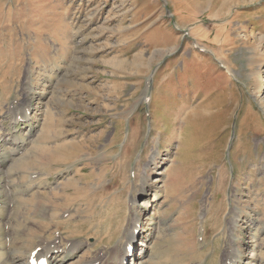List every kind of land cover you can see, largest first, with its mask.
Masks as SVG:
<instances>
[{
	"label": "rangeland",
	"instance_id": "1",
	"mask_svg": "<svg viewBox=\"0 0 264 264\" xmlns=\"http://www.w3.org/2000/svg\"><path fill=\"white\" fill-rule=\"evenodd\" d=\"M0 141V264H264V0H0Z\"/></svg>",
	"mask_w": 264,
	"mask_h": 264
},
{
	"label": "bare ground",
	"instance_id": "2",
	"mask_svg": "<svg viewBox=\"0 0 264 264\" xmlns=\"http://www.w3.org/2000/svg\"><path fill=\"white\" fill-rule=\"evenodd\" d=\"M0 163H1V160H0ZM76 248L77 247H72V249H70V251L74 252L76 250ZM34 251H36V254L32 256V253ZM56 252H58V251L55 249V246L54 245H50V244L45 243L44 241H40V243L38 244V246H36L30 252L29 256L26 259V263L25 264H34V262L37 261V260H39V259H44L47 262V264H55L54 261H52V257H53V255ZM61 252L62 253H65L66 250L63 249V250H61ZM7 258H9V256ZM86 264H100V263H97L96 260L94 259V260H89L88 262H86Z\"/></svg>",
	"mask_w": 264,
	"mask_h": 264
}]
</instances>
